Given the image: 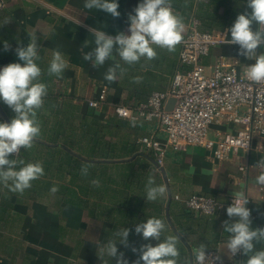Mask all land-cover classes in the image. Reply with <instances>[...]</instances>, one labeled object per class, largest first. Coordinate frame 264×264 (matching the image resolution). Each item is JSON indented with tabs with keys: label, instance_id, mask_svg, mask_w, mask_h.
Masks as SVG:
<instances>
[{
	"label": "crops",
	"instance_id": "1",
	"mask_svg": "<svg viewBox=\"0 0 264 264\" xmlns=\"http://www.w3.org/2000/svg\"><path fill=\"white\" fill-rule=\"evenodd\" d=\"M0 1V24L5 18L11 19L0 25V69L13 62L23 65L15 49L27 46L35 35L40 55L37 64L42 69L40 82L48 85L44 106L37 114L41 134L32 148H21L18 158L25 163H42L44 175L22 195L0 185V264H116L115 257L104 256L102 260L98 256L100 245L109 238L116 239L114 233L124 227L130 229L128 246L117 242L118 253L124 254L128 264H135L141 245L161 242L144 240L142 234L135 233L136 224L151 217L166 223L163 236L182 235L179 264H194L201 244L206 250H217L224 264H246L248 257L242 252L231 258L226 247L228 234L222 225L228 219L230 198L243 192L252 227L264 228V187L256 183L261 170L255 167L264 156V138L256 137L249 150L225 160L201 146L168 148L163 164L158 166L139 139L144 135L165 139L167 133L161 124L142 117L132 126L131 119L115 111L117 104H138L156 90L171 88L176 72L186 68L180 58L182 42L174 52L157 48L155 60L124 64L126 72L109 83L104 75L116 60L93 67L83 59L95 47L91 29L112 36L120 32L130 35L128 15L135 14L142 0H118V18L85 9V0ZM172 3L184 19V37L197 22L202 31L225 41L230 39L226 30L248 10L247 0ZM225 41L212 46L204 57L207 72L219 59L236 61L240 68L254 63L238 54L239 45ZM57 50L69 62L60 78L47 73L52 53ZM261 52L264 48L258 47L257 55ZM135 77L141 78L139 83L133 82ZM104 90L106 98L97 106L90 105L89 100L97 99ZM14 115L0 99V123H10ZM237 127L223 122L214 124L212 130L225 133ZM16 158L9 155V159ZM242 165L245 170L239 168ZM83 166L88 167L87 176L81 175ZM149 175L167 187V194L155 202L144 198ZM93 179H99V186L92 184ZM53 186L58 187L54 194L50 191ZM191 194L214 197L224 202V207L212 214L190 209L184 198ZM254 244L256 250L264 249V242Z\"/></svg>",
	"mask_w": 264,
	"mask_h": 264
},
{
	"label": "clouds",
	"instance_id": "2",
	"mask_svg": "<svg viewBox=\"0 0 264 264\" xmlns=\"http://www.w3.org/2000/svg\"><path fill=\"white\" fill-rule=\"evenodd\" d=\"M118 0H85L84 8L96 9L111 15L120 16ZM247 11L240 13L233 26L226 31L230 39L225 43L239 45V55L254 63L245 65L243 74L249 81L264 83V52L257 55V48H264V0H247ZM134 15L129 14L130 35L123 32L115 36L108 35L102 30L91 29L95 37V47L87 52L83 59L92 62L93 67H100L107 60L117 62L109 66L104 75L109 83L117 80L126 72L124 64L132 66L142 59L155 60L158 56L157 48L174 52L177 45L184 39L186 26L184 19L173 8L172 0H142L134 9ZM11 21L5 18L0 25ZM20 45V44H19ZM5 50L8 44L5 42ZM17 60L23 62L9 63L0 69V99L15 113L10 123H0V185L12 193L23 194L31 188L32 182L44 175V168L40 162L25 163L19 158L21 148H32L35 140L41 134V124L38 120V110L44 106V98L48 94V85L40 82L42 69L37 64V37L34 35L27 46L15 49ZM115 52V56L113 53ZM117 56L119 59H117ZM123 62V64L121 63ZM68 60L59 51L52 53L47 73L49 76L60 78L68 67ZM140 77L133 79L140 82ZM132 126L136 121L132 120ZM10 154H16V159H9ZM261 170L257 176V185L264 187V156L255 164ZM88 167L81 168V175L87 176ZM99 179H93L92 184L99 186ZM50 191L54 194L58 187L53 186ZM167 194L165 184H157L154 176L149 175L145 185L147 202H155ZM247 196L241 192L235 195L226 213L228 219L223 222V232L228 234L226 247L234 258L241 252L247 256L246 264H264V249L256 250L254 242H264V228H253L251 210L247 207ZM237 218L232 222L233 218ZM166 223L151 217L146 222H139L135 226V233L142 234L144 240L161 241L156 246L141 245L140 256L135 264H179L182 235L163 236ZM130 229L124 227L114 233L116 239L109 238L106 244L100 245L99 257L117 258L116 264H128L122 252L118 253L117 242L128 246ZM163 236V239H162ZM206 246L201 244L194 254V264H207ZM133 251H137L133 249ZM219 259V257H217ZM213 264V262H212ZM244 264V262H242Z\"/></svg>",
	"mask_w": 264,
	"mask_h": 264
},
{
	"label": "built area",
	"instance_id": "3",
	"mask_svg": "<svg viewBox=\"0 0 264 264\" xmlns=\"http://www.w3.org/2000/svg\"><path fill=\"white\" fill-rule=\"evenodd\" d=\"M1 4V1H0ZM225 41L222 37L202 31L197 22L182 41L181 62L185 70L176 72L170 89L156 90L138 104H117L116 113L131 120H157L167 133L165 139L144 135L139 143L153 151L162 165L168 148L180 149L187 145L210 150L220 160L228 159L252 147L256 137L264 138V83L249 81L238 63L219 59L209 73L203 59L212 46ZM106 91L89 104L97 106L106 98ZM175 98L171 109L168 101ZM229 122L239 125L228 132L212 130L214 124ZM16 155V154H14ZM245 170V166L239 167ZM180 198L179 195L175 196ZM233 198H230L232 203ZM190 209L212 214L224 207V202L203 194L184 198ZM207 264H224L217 250H205ZM219 257V259H217Z\"/></svg>",
	"mask_w": 264,
	"mask_h": 264
},
{
	"label": "water",
	"instance_id": "4",
	"mask_svg": "<svg viewBox=\"0 0 264 264\" xmlns=\"http://www.w3.org/2000/svg\"><path fill=\"white\" fill-rule=\"evenodd\" d=\"M174 103H175V98H171V99L168 101L167 108H168V109H171V108L173 107ZM155 162L157 163L158 166H160V165L158 164V162H157L156 159H155ZM162 169H163V168H162Z\"/></svg>",
	"mask_w": 264,
	"mask_h": 264
},
{
	"label": "trees",
	"instance_id": "5",
	"mask_svg": "<svg viewBox=\"0 0 264 264\" xmlns=\"http://www.w3.org/2000/svg\"><path fill=\"white\" fill-rule=\"evenodd\" d=\"M149 151V150H148ZM147 155H150L151 157L155 158V153L153 151H150L149 153H146Z\"/></svg>",
	"mask_w": 264,
	"mask_h": 264
}]
</instances>
